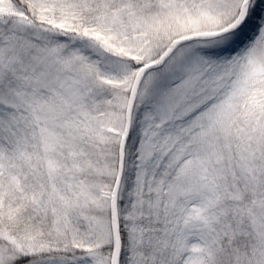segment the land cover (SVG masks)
Returning a JSON list of instances; mask_svg holds the SVG:
<instances>
[{
    "label": "snow or ice",
    "instance_id": "1",
    "mask_svg": "<svg viewBox=\"0 0 264 264\" xmlns=\"http://www.w3.org/2000/svg\"><path fill=\"white\" fill-rule=\"evenodd\" d=\"M0 264H264V0H0Z\"/></svg>",
    "mask_w": 264,
    "mask_h": 264
}]
</instances>
